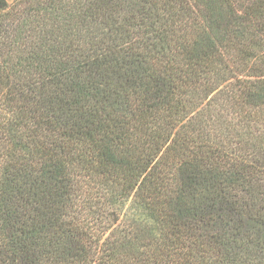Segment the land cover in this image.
Returning a JSON list of instances; mask_svg holds the SVG:
<instances>
[{
	"label": "trees",
	"instance_id": "16d2710c",
	"mask_svg": "<svg viewBox=\"0 0 264 264\" xmlns=\"http://www.w3.org/2000/svg\"><path fill=\"white\" fill-rule=\"evenodd\" d=\"M0 264H264V0H0Z\"/></svg>",
	"mask_w": 264,
	"mask_h": 264
},
{
	"label": "rangeland",
	"instance_id": "374dc122",
	"mask_svg": "<svg viewBox=\"0 0 264 264\" xmlns=\"http://www.w3.org/2000/svg\"><path fill=\"white\" fill-rule=\"evenodd\" d=\"M14 1H15V0H8V2H9L10 4L13 3ZM129 206H130V202H127L126 205H125V210H124L125 213H130V212H131V208H132V207L129 208Z\"/></svg>",
	"mask_w": 264,
	"mask_h": 264
}]
</instances>
